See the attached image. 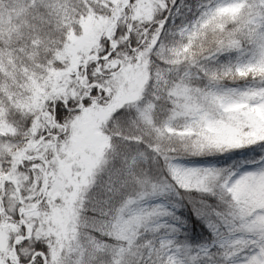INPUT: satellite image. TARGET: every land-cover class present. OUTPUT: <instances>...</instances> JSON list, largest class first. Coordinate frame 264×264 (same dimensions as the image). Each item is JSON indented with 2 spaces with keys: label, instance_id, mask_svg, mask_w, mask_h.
Segmentation results:
<instances>
[{
  "label": "snow or ice",
  "instance_id": "obj_1",
  "mask_svg": "<svg viewBox=\"0 0 264 264\" xmlns=\"http://www.w3.org/2000/svg\"><path fill=\"white\" fill-rule=\"evenodd\" d=\"M0 264H264V0H0Z\"/></svg>",
  "mask_w": 264,
  "mask_h": 264
},
{
  "label": "trees",
  "instance_id": "obj_2",
  "mask_svg": "<svg viewBox=\"0 0 264 264\" xmlns=\"http://www.w3.org/2000/svg\"><path fill=\"white\" fill-rule=\"evenodd\" d=\"M213 162H215V161H213ZM226 161H221L220 163H225Z\"/></svg>",
  "mask_w": 264,
  "mask_h": 264
}]
</instances>
